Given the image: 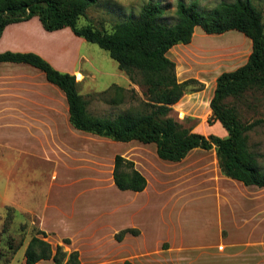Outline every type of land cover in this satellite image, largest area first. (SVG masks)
I'll return each instance as SVG.
<instances>
[{
	"label": "crops",
	"instance_id": "0c3cea01",
	"mask_svg": "<svg viewBox=\"0 0 264 264\" xmlns=\"http://www.w3.org/2000/svg\"><path fill=\"white\" fill-rule=\"evenodd\" d=\"M32 23L37 24V32L41 34L63 32L80 43L86 40L77 36L70 27L48 31L39 17L34 16L5 27L0 37V53L10 50L39 54L59 71L74 74L77 90L82 95L102 94L114 85L128 89V85L118 83L104 90L86 89L83 83L87 79L97 80V73L83 70L85 55L70 50L66 55H59L54 45L34 37L28 25ZM195 35L196 28L193 38ZM221 47L216 48L227 50ZM251 51L252 43L251 49L246 48V55H239L235 50L221 55H190L180 44L168 51V57L176 62L180 82L196 78L205 84L204 89L186 93L173 105L182 118L187 115L188 119L200 120L197 126H193L195 132L228 136L220 121L212 125L208 122L212 115L210 103L217 77L225 72H217V69L227 67L226 71L235 70L248 61ZM96 70L110 76L121 75L115 71ZM100 103L113 105L105 99ZM0 124L9 125L10 137L15 139L46 141L48 156L45 157L55 164L60 187L73 188L75 197L69 198L62 207L57 206V212H49V202L46 203L38 229L47 233L46 239L52 244H62L68 251L78 250L82 264H123L125 260L133 264H264V213L258 209L256 196V192L264 188L246 186L238 180L224 177L215 147L209 150L194 148L183 160L169 161L171 163L160 166L156 164V157L152 163V158L137 153L138 148L126 152L113 150L122 143L75 128L70 122L69 103L64 91L48 81L42 70L22 62H0ZM135 141L138 140L126 143L135 144ZM117 154L133 161L135 168L147 178L148 184L143 191L120 190L116 186L113 171ZM106 186L117 195L112 199L115 204L110 201L108 204L113 208L103 205L106 197L100 193ZM161 196L178 201L182 209L196 205L210 209L211 212H206L207 217L212 216L208 231L201 232L198 242L189 241L185 235L188 232L185 224L189 219L183 224L174 221L166 229V234L156 239L154 248L133 250L130 246L139 245L147 233L140 215L149 211L143 210L141 198L147 197L152 202L150 199H160ZM150 209L151 206L147 210ZM189 216L190 213L185 212L178 216L177 221ZM127 228L136 229L138 233L128 232L118 240L116 235ZM65 238L71 242L64 243ZM38 264L54 262L41 260Z\"/></svg>",
	"mask_w": 264,
	"mask_h": 264
},
{
	"label": "trees",
	"instance_id": "16d2710c",
	"mask_svg": "<svg viewBox=\"0 0 264 264\" xmlns=\"http://www.w3.org/2000/svg\"><path fill=\"white\" fill-rule=\"evenodd\" d=\"M98 0H0V37L10 23L39 17L44 28L54 31L70 27L86 40L107 50L118 62L120 70L139 85L143 98L115 117H102L89 110L91 99L99 96L113 105L125 100L130 89L114 85L102 94L82 95L77 90L76 76L61 72L48 60L35 52L5 51L0 62H22L42 70L51 83L66 94L70 122L82 131L112 138L115 141L155 143L158 156L163 160L181 161L194 148L215 147L221 172L246 186L264 188V169L259 154L250 144V132L264 123L263 119L244 121L229 98L239 99L248 91H264V21L262 10L252 0L221 2L211 9H204L196 1L179 0L175 10L177 21L168 25L161 21L167 11L161 3L148 1L136 17L116 22L108 31L94 24L79 25L90 6ZM196 26L207 34H223L230 30L242 32L252 41L248 61L232 71L217 77L210 106V125L220 121L228 136L204 135L195 132L173 115V105L193 91L204 89L205 84L196 78L180 82L176 62L168 51L177 44H189ZM198 85L197 87H195ZM134 91V90H133ZM135 92V91H134ZM111 93V94H110ZM113 93V94H112ZM114 182L120 190L143 191L147 178L135 168L133 161L120 154L115 156ZM127 228L116 238L121 240ZM47 233L38 230L27 244L24 264H38L53 260L54 264H82L78 250L68 251L62 244L53 245ZM69 238L64 243L69 244ZM123 264H133L125 260Z\"/></svg>",
	"mask_w": 264,
	"mask_h": 264
},
{
	"label": "rangeland",
	"instance_id": "374dc122",
	"mask_svg": "<svg viewBox=\"0 0 264 264\" xmlns=\"http://www.w3.org/2000/svg\"><path fill=\"white\" fill-rule=\"evenodd\" d=\"M148 1L150 0H98L96 4L89 7L87 16L79 19V25L83 26L92 23L97 28L111 31L116 22L138 16L143 5ZM151 1L161 3L167 11L164 18L161 19L163 23L168 25L176 23L175 10L179 0ZM183 1L186 3L196 1L202 8L211 9L221 2H233L235 0ZM252 1L262 10L264 21V0ZM28 25L33 30L34 37L54 45V49L55 51H59H57L59 55H66L67 50L75 51V53L80 51L81 54L85 55L86 59L83 61V70L86 73L90 71L97 73V80L92 81L87 79L83 83L86 89L92 87L96 90H104L114 83L128 85L130 93L126 94L125 100L120 105L105 106L100 103L103 98L96 96L91 99V111L102 116L115 117L131 105L139 104V100L143 98L142 88L130 81L128 75L119 70L118 62L110 56L107 50L87 40L80 43L70 34L63 32L51 35L41 34L37 32L38 27L36 23ZM225 33L207 34L201 26H196V35L193 41L190 44L180 45L190 55H221L222 52L228 50L229 52H232V50H235V52L239 51V55H246V48L251 49V39L242 32L232 30ZM218 44L222 46L221 48L227 50L220 51V49L216 48L219 46ZM213 49L218 51H212ZM96 68L105 71H115L116 73H121V75L110 76L99 73ZM226 68L223 67L222 69V67H219L217 72L228 70ZM128 80L129 83L127 82ZM227 101L235 103L244 121L264 120V91H248L239 99L229 98ZM180 111L183 110L180 109ZM181 113L184 114V112ZM172 115L186 126H197L200 123V120L197 118L188 119L187 115L185 118H182L174 107ZM10 136L9 125L0 124V264H24L27 244L31 237L39 230L40 215L45 210L46 203L49 202V212H57L58 208L56 207H62V205L69 201V198L75 197V193L73 188L64 189L60 187V181L57 179L54 171L55 164L52 160L45 157L48 156L45 140H22ZM119 143H122L121 146L114 147L113 150L126 152L131 148H138L137 153L143 154L146 158H152V161L150 160L152 163H154V157H156V164H159V166L162 163L169 162L157 155L156 144H144L139 141L133 142L135 144ZM250 144L259 154V159L264 169V123L256 126L250 132ZM152 149L154 151H151ZM156 164L153 165L157 168ZM112 191L106 186L102 193H100V195L106 197L103 205H107V207H109L108 204L110 202L113 205L115 204V200L112 199L116 198L117 195ZM256 196L258 209L261 208V212L264 213V190L261 192L258 190ZM161 197L160 199L159 197L150 199L153 200L152 202H149L147 197L141 198V205L144 206L143 210L149 211L147 214L142 212L140 215L141 222L147 229V233L139 245L130 246L133 250L154 248L156 239L164 236L166 229L168 230L174 221L183 224L189 219L185 224V229L189 233L184 232L186 237L190 239L189 241L198 242L201 239V232L204 234L205 230L208 231L212 216L207 217L206 212H211L210 209L197 205L182 209L178 201H171V199L168 200V197ZM150 206L152 209L147 210ZM185 212H189L190 216L177 221L178 216L183 215ZM211 230L210 228L209 231ZM53 245L55 246L56 243L53 242ZM155 257L159 259L157 255Z\"/></svg>",
	"mask_w": 264,
	"mask_h": 264
}]
</instances>
